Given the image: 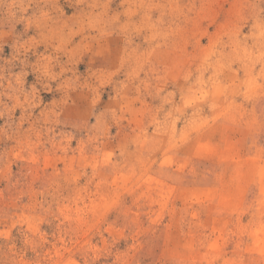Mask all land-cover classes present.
<instances>
[{"label": "clouds", "instance_id": "obj_1", "mask_svg": "<svg viewBox=\"0 0 264 264\" xmlns=\"http://www.w3.org/2000/svg\"><path fill=\"white\" fill-rule=\"evenodd\" d=\"M225 124L264 209V0H0V161L139 163Z\"/></svg>", "mask_w": 264, "mask_h": 264}, {"label": "rangeland", "instance_id": "obj_2", "mask_svg": "<svg viewBox=\"0 0 264 264\" xmlns=\"http://www.w3.org/2000/svg\"><path fill=\"white\" fill-rule=\"evenodd\" d=\"M243 135L221 125L139 163L52 143L0 161V264H264Z\"/></svg>", "mask_w": 264, "mask_h": 264}]
</instances>
